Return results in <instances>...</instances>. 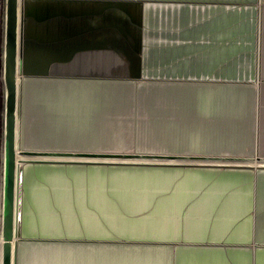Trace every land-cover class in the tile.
<instances>
[{"label":"crops","instance_id":"1","mask_svg":"<svg viewBox=\"0 0 264 264\" xmlns=\"http://www.w3.org/2000/svg\"><path fill=\"white\" fill-rule=\"evenodd\" d=\"M20 9L18 148L52 155L21 167L16 264H264V0H22ZM128 152L163 159L107 168L56 155ZM218 158L245 165L210 162ZM88 199L103 203L88 213ZM76 201L83 218L104 219L85 218L90 231L66 224ZM128 215L144 223L133 231L162 236L73 237L124 233Z\"/></svg>","mask_w":264,"mask_h":264},{"label":"rangeland","instance_id":"2","mask_svg":"<svg viewBox=\"0 0 264 264\" xmlns=\"http://www.w3.org/2000/svg\"><path fill=\"white\" fill-rule=\"evenodd\" d=\"M22 2V0H21ZM21 14H22V10H21ZM5 33H6V0H0V235L2 232V211H3V193H4V144H5V114H6V86H5V80H4V53H5ZM19 110H20V114H21V100H19ZM19 131L21 132V121L19 122ZM20 138V137H19ZM21 139V138H20ZM143 146H146V142L140 143ZM20 146H21V142H20ZM22 147V146H21ZM87 149H89L88 146H86ZM23 149V148H22ZM29 154H40V155H49L48 153H32L29 152ZM52 155V154H51ZM55 155V154H53ZM56 155H68V156H75L78 158H72V159H76L78 161H86V164H94V165H110L107 168H120V166H133V165H144V164H152V163H161L163 159V156H157L154 155L153 153H141V152H128V153H122V154H117V153H74V154H56ZM36 156H27L26 160H34ZM84 157V158H82ZM69 159V158H67ZM252 160H255L253 158H250ZM48 160V159H47ZM49 160H56V158H49ZM59 160V159H58ZM63 160V159H62ZM244 160V158H218L217 161H210L215 162V163H220V164H228V165H235V164H242V161ZM106 161V162H105ZM25 162H23L24 164ZM258 164V163H257ZM24 165H22L21 167H23ZM138 167H142V166H138ZM83 170V169H80ZM137 169H134V171H136ZM23 171V169H22ZM26 174L28 175V177L30 176V173L32 172L31 169H25ZM130 172L132 170H129ZM98 172V171H97ZM129 172V173H130ZM79 175H84L83 172L81 171ZM88 173H95V171H92L91 169L88 170ZM21 174V172H20ZM20 174H19V182H18V187H17V207L19 210L20 207V217H21V211H22V193H23V189H21L20 186ZM32 190L34 191L35 189L32 188ZM21 191V194H20ZM32 193V192H31ZM29 193L28 192V201H25V206H26V211L24 212V214H26V216L28 215L29 219L28 222L26 223L28 224H33L32 219H33V214L32 211L33 209L31 208L33 206V197L32 194L34 193ZM21 195V203H19V198ZM90 197V194L87 193L86 194V198ZM94 197V196H93ZM91 198V197H90ZM82 203V201H76L74 202L76 205V212L78 213V215H76V213L74 211L69 212L67 217H63L65 219L66 224L69 222H76L77 225V229H84L87 230L89 228H86L83 225V220H95L94 223H97V220H102L104 218H99V217H93V216H86V217H82V215H79V208H80V203ZM58 203V202H57ZM103 203V202H102ZM101 202H97V201H93L88 199L86 202V209L87 212L90 213L93 210L97 209L100 207V205H102ZM21 204V206H20ZM103 206H105V204H103ZM52 208H54V206H52ZM113 208L109 207L107 208L106 212H108L109 214H111L109 211H112ZM19 211H17L18 213ZM44 212V211H43ZM42 213V212H40ZM46 213V212H44ZM74 215V216H72ZM19 217V219H20ZM107 220L109 221H113L114 219L120 220L121 222H123L122 218H116V217H106ZM126 219V224L121 225L122 228H118L121 231H123L124 233H107V234H102V233H98L96 231L93 232H88V233H84V234H79V235H75L73 237H79L81 236V238H86V239H91V240H97V241H117L118 239H122V240H127L129 239V241H132L134 243L136 242H142L145 241L146 239H148V237H153V238H157V235H161L162 234H156V236L148 234L147 232L144 233H138L132 230V228H130L133 224H144L141 223V218H139V216H135V218L133 216L128 215L127 217H125ZM116 221V220H114ZM110 224V223H109ZM19 225H20V220H19ZM89 225V224H86ZM112 227V226H110ZM128 230V231H126ZM90 231V230H87ZM239 235V234H236Z\"/></svg>","mask_w":264,"mask_h":264},{"label":"water","instance_id":"3","mask_svg":"<svg viewBox=\"0 0 264 264\" xmlns=\"http://www.w3.org/2000/svg\"><path fill=\"white\" fill-rule=\"evenodd\" d=\"M19 0H6V33L4 53V80L6 86L5 144H4V202L2 231L6 239L3 249V264H16L19 240V217L16 216L15 174L19 153L26 156H42L20 152L17 147L18 109V56L21 55V41H18ZM19 110V109H18ZM51 155V154H49ZM45 156V155H43ZM16 231V232H15ZM14 233L17 242L12 243Z\"/></svg>","mask_w":264,"mask_h":264},{"label":"bare ground","instance_id":"4","mask_svg":"<svg viewBox=\"0 0 264 264\" xmlns=\"http://www.w3.org/2000/svg\"><path fill=\"white\" fill-rule=\"evenodd\" d=\"M20 5H21V0H19V19H20V23H19V27H18V41L20 42V30H21V9H20ZM20 64V57L18 56V67ZM21 78V74L19 72V68H18V93H19V80ZM7 94V93H6ZM17 118H18V109H17ZM18 139V136H17ZM18 140H16L17 143ZM17 147H18V143H17ZM19 150V148H18ZM20 151V150H19ZM21 152V151H20ZM24 157V158H23ZM26 155H22L21 153L18 154L17 156V162H16V174H15V196H16V216H18V205H17V187H18V182H19V174L21 172V166L23 164V162L26 161ZM24 159V160H23ZM3 202H4V193H3ZM19 203H20V198H19ZM2 217H3V211H2ZM16 232V231H15ZM17 234L14 233V238L12 243L15 244L17 242ZM6 242V239L3 235V231L1 232L0 235V264H3V249H4V244ZM12 264H13V256H12Z\"/></svg>","mask_w":264,"mask_h":264}]
</instances>
